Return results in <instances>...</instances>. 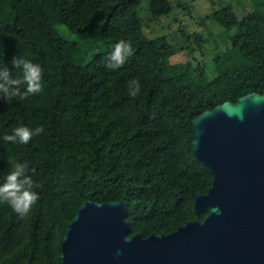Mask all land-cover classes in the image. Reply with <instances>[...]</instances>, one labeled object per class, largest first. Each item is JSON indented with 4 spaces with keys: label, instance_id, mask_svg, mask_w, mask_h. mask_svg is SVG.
<instances>
[{
    "label": "trees",
    "instance_id": "1",
    "mask_svg": "<svg viewBox=\"0 0 264 264\" xmlns=\"http://www.w3.org/2000/svg\"><path fill=\"white\" fill-rule=\"evenodd\" d=\"M46 2L74 40L56 31ZM142 2L152 19L171 9L167 0H0V67L22 79L11 64L16 55L43 69L39 94L0 96V184L14 163H25L40 185L34 189L40 199L23 218L0 203V264H59L60 240L84 201L122 200L127 236L141 238L206 216L192 209L211 174L191 150V120L223 102L263 94L264 0L245 15V32L234 33L213 58L210 79L189 68L173 71L168 59L175 48L164 36L142 32ZM211 18L225 27L236 23L228 6ZM84 40L109 51L77 64L86 55L77 42ZM120 40L131 41L134 53L112 70L107 57ZM133 79L141 85L135 98L128 89ZM20 126L44 132L28 144L4 141Z\"/></svg>",
    "mask_w": 264,
    "mask_h": 264
},
{
    "label": "water",
    "instance_id": "2",
    "mask_svg": "<svg viewBox=\"0 0 264 264\" xmlns=\"http://www.w3.org/2000/svg\"><path fill=\"white\" fill-rule=\"evenodd\" d=\"M191 150L211 174L193 213L166 235L127 236L122 200L84 201L59 243V264H264V87L191 120Z\"/></svg>",
    "mask_w": 264,
    "mask_h": 264
},
{
    "label": "rangeland",
    "instance_id": "3",
    "mask_svg": "<svg viewBox=\"0 0 264 264\" xmlns=\"http://www.w3.org/2000/svg\"><path fill=\"white\" fill-rule=\"evenodd\" d=\"M260 0H167L170 12L152 19L146 11V3L142 2L137 15L140 18L142 32L146 38L164 36L175 48L168 62L175 73L190 69L194 76L210 79L214 76L212 60L227 50L228 39L236 32H245V15L251 11L252 4ZM228 6L235 17L233 27H225L211 18L213 12ZM43 11L56 31L63 37L74 40V36L61 24L58 14L50 2L43 4ZM197 34L195 42L184 35ZM80 49L86 52L77 64L88 61L93 54L109 51L108 46L98 43L77 42Z\"/></svg>",
    "mask_w": 264,
    "mask_h": 264
},
{
    "label": "clouds",
    "instance_id": "4",
    "mask_svg": "<svg viewBox=\"0 0 264 264\" xmlns=\"http://www.w3.org/2000/svg\"><path fill=\"white\" fill-rule=\"evenodd\" d=\"M134 49L131 41L120 40L113 46L108 54L106 67L116 70L121 68L133 55ZM11 64L20 69L22 79H13L7 66L0 67V96L7 100L19 98L26 99L29 95H37L42 89L43 69L39 64L28 61L22 57H13ZM21 84L26 87L21 91ZM140 82L133 79L128 82L129 95L135 98L140 93ZM44 132L43 126L35 129L20 126L13 130L11 135H5L4 141L13 144H28L34 136ZM40 185L35 183L29 175L28 166L25 163H14L8 172L4 182L0 184V203L7 204L21 218L27 216L33 206L40 199L34 189Z\"/></svg>",
    "mask_w": 264,
    "mask_h": 264
}]
</instances>
